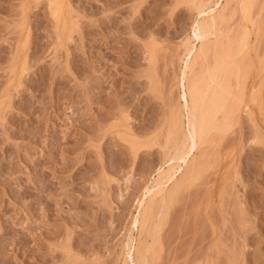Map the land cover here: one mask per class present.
<instances>
[{"label":"rangeland","instance_id":"374dc122","mask_svg":"<svg viewBox=\"0 0 264 264\" xmlns=\"http://www.w3.org/2000/svg\"><path fill=\"white\" fill-rule=\"evenodd\" d=\"M238 1L0 0V264H264V0ZM217 3L192 70L217 128L174 162Z\"/></svg>","mask_w":264,"mask_h":264},{"label":"bare ground","instance_id":"6f19581e","mask_svg":"<svg viewBox=\"0 0 264 264\" xmlns=\"http://www.w3.org/2000/svg\"><path fill=\"white\" fill-rule=\"evenodd\" d=\"M228 1H230V3H232L231 2V0H228ZM238 1V0H237ZM241 1V0H240ZM243 1V4H245L244 3V1H246V0H242ZM235 2V1H234ZM239 2V1H238ZM251 2V1H250ZM241 3V2H240ZM246 3H248V0L246 1ZM200 4V3H199ZM204 4V3H203ZM226 4H228L229 5V3L226 1ZM235 4H236V2H235ZM252 4V3H251ZM208 6V5H207ZM221 6V5H220ZM224 6H226V5H224ZM224 6H222V7H224ZM244 5H242V7H243ZM245 6H246V4H245ZM244 6V11L246 12V11H249V10H251V8L249 9V10H245V7ZM201 7V6H200ZM203 7H205V6H203ZM203 7H202V10H203ZM221 7V8H222ZM240 7V6H239ZM217 8H219V4L217 3V4H215L214 5V7L213 8H209V11H208V15H209V18H204V19H202V21L199 23L198 22V20H197V22H198V26H197V28H196V26H195V28L197 29V31L196 30H194V33L195 32H198L197 33V36H196V38H195V36H194V38H195V42H198L199 44L198 45H200V47H199V49H198V52H196V46H192L190 49H188V50H186V51H188L187 52V55L188 56H190V55H194V57H193V60H191L190 61V63H188L186 66H185V68H184V70L182 71V77H181V87H182V89H183V97H182V99H183V109H184V111L187 113L186 115H187V124H188V129H189V132L190 133H188V134H190L189 136H190V140H189V144L187 145V149H186V151L185 152H183L182 153V151H183V149L186 147L184 144H182L183 146H180L181 147V149H182V147H183V149H182V151H181V153H180V151H179V153H177V155L175 156V157H177V159L175 158V161H174V157H170L171 158V160H172V162L174 161V162H179V161H183V163L185 162V160H187V158L192 154V151L197 147V145H198V141H199V139L201 140V137L202 136H204V134H205V132L206 131H208V130H216V128H217V125H216V121H217V118H216V116H215V118L213 117V116H209L208 115V113L207 112H205V110L204 109H200L199 108V106H201V104L205 101V94L203 93V91H202V89L200 88V84H199V79L195 76V75H192V70H193V68L195 67V65H196V63H197V61H199L200 59H202L203 57L205 58V56H206V54H208L211 50L210 49H212V48H215L216 47V45L215 44H217V43H215V40H216V38H215V36H216V28H217V23L218 22H220L221 24L223 23L222 21L224 20V18L226 17V16H224V15H226V14H223L222 15V12H223V9H222V12H221V14H219V15H217ZM225 8V7H224ZM241 8V7H240ZM197 9V8H196ZM199 9V8H198ZM198 9H197V14H198ZM208 9V8H207ZM247 9V8H246ZM202 10L200 11L199 10V14L201 15V13H202ZM226 10V9H225ZM204 11V10H203ZM219 11V10H218ZM221 11V10H220ZM242 12H243V10H241ZM204 13V12H203ZM219 13V12H218ZM244 13V12H243ZM247 13V12H246ZM246 13H244V15H246ZM250 13V12H249ZM202 15H205V14H202ZM248 15V14H247ZM198 17H199V15H198ZM247 17V16H246ZM249 17V16H248ZM227 18V17H226ZM242 18V17H241ZM250 18V17H249ZM243 19V18H242ZM247 20V19H246ZM227 20H225V22H226ZM220 24V25H221ZM223 25V24H222ZM221 25V26H222ZM248 25V24H247ZM218 29H219V27H218ZM220 29H221V27H220ZM220 29L218 30V32L220 31ZM217 32V33H218ZM219 33H221V32H219ZM196 35V34H195ZM220 35V34H219ZM211 37H214L213 38V40H211L212 38ZM210 38V40L212 41V43H213V46H212V44H211V46L210 47H212V48H205L204 47V42L206 41V40H208ZM241 40L243 41V39L241 38ZM240 41V40H239ZM208 42H209V40H208ZM236 42H238V41H236ZM235 42V43H236ZM218 43H219V41H218ZM231 43H232V41H231ZM241 43V42H240ZM239 43V44H240ZM194 44V43H193ZM207 44V43H206ZM209 44V43H208ZM237 44V43H236ZM241 44H244V46H245V43H241ZM235 45V44H234ZM227 46V45H226ZM229 46H233L232 44L231 45H229ZM239 46V49H240V45H238ZM244 46H242V47H244ZM218 47V46H217ZM237 47V46H236ZM246 47V46H245ZM226 49H227V47H225ZM230 48V47H229ZM232 48V47H231ZM219 49H220V47H219ZM243 49V48H242ZM210 50V51H209ZM218 50V49H217ZM221 50H222V48H221ZM228 51V50H227ZM230 51V50H229ZM228 51V52H229ZM236 51H238V47H237V50ZM208 52V53H207ZM213 52V51H212ZM220 52V51H219ZM222 52V51H221ZM234 52H235V48H234ZM240 52V51H239ZM242 52V51H241ZM240 52V53H241ZM192 53H195V54H192ZM217 53V52H216ZM232 53V52H231ZM240 53H238V54H240ZM209 54H211V53H209ZM219 54V53H218ZM222 54H224V55H222V57L220 58V59H216V61H215V71H217L218 69H219V73H218V76H219V74H220V70L222 69H224L225 67H226V64H228V61H229V59H230V57H232V55L231 56H229V54L227 53V52H222ZM237 55V54H236ZM208 56V55H207ZM206 56V57H207ZM213 55L211 54V57H212ZM238 56V55H237ZM209 57V56H208ZM214 57H215V55H214ZM219 58V57H218ZM234 58V57H233ZM236 58V57H235ZM207 58H205V60H206ZM213 59V58H212ZM236 60V59H235ZM202 61V60H201ZM231 61H232V59H231ZM236 62V61H235ZM229 63H231V62H229ZM233 64V63H232ZM232 64H231V66H232ZM211 65H213V64H211ZM197 66V65H196ZM238 67V66H237ZM208 68H209V66H208ZM212 69H213V66L211 67ZM231 68V67H230ZM230 68H228V69H230ZM195 69V68H194ZM217 69V70H216ZM194 71V70H193ZM214 71V72H215ZM224 71V70H223ZM207 72V71H206ZM205 72V73H206ZM227 72V71H226ZM225 72V74L227 75V73ZM228 72H229V70H228ZM238 72V71H237ZM216 73V72H215ZM215 73H213L214 74V76H215ZM200 74V73H199ZM203 74H204V72H203ZM224 74V75H225ZM196 75H197V73H196ZM205 75V74H204ZM207 75V74H206ZM223 75V76H224ZM238 75V74H237ZM201 76V75H200ZM199 76V77H200ZM237 77V76H236ZM202 78H203V76H202ZM212 78H217V77H212ZM219 78V77H218ZM224 78V77H223ZM205 79H208V78H205ZM237 79V78H236ZM241 80V79H240ZM209 81V80H208ZM217 81L219 82V80L217 79ZM220 81H222V80H220ZM212 82H215L214 81V79H213V81ZM218 82H215L213 85H212V87L210 88V92L208 93V98H209V103L211 102V105L213 106L214 105V107L216 106H221L222 105V102L223 101H225V99H226V97L227 96H229L228 94L230 93L229 91V89H228V85L227 86H224V85H222V84H220V83H218ZM223 82V81H222ZM226 82V81H225ZM207 83V82H206ZM209 83H211V81L209 82ZM224 83V82H223ZM226 84H228V83H226ZM211 85V84H210ZM230 87V86H229ZM236 87V86H235ZM207 89H209V88H207ZM205 90V89H204ZM232 97V96H231ZM233 101V100H232ZM219 108V107H218ZM214 109V108H213ZM225 109V108H224ZM208 110V109H207ZM216 110V109H215ZM214 110V111H215ZM217 112H215V114H216ZM220 113H222V112H220ZM227 113V112H226ZM222 116H223V113H222ZM216 120V121H215ZM219 120V119H218ZM222 120V119H221ZM221 120H220V122H221ZM223 121V120H222ZM219 121H218V123H220ZM176 124L177 125H180V122L178 123V122H176ZM225 124V123H224ZM174 125V124H173ZM223 126V125H222ZM176 126L174 125V127L173 128H175ZM179 127V126H178ZM224 128H225V126H224ZM178 129V128H177ZM218 130V129H217ZM219 130H220V128H219ZM188 132V131H187ZM177 133V132H176ZM207 134V133H206ZM186 136H188V135H186ZM185 136V137H186ZM189 136L187 137L188 139H189ZM184 137V138H185ZM207 136L205 135V138H206ZM184 142L186 141V138H185V140H183ZM183 142V143H184ZM188 142V141H187ZM187 142H186V144H187ZM200 145V144H199ZM185 146V147H184ZM178 152V151H177ZM179 154H181V155H179ZM170 158H169V160H170ZM173 158V159H172ZM189 159V158H188ZM168 160V161H169ZM168 164V163H167ZM178 164V163H177ZM189 167V166H188ZM173 168H174V166H173ZM179 168L181 169V166H179ZM170 169H171V167H170ZM169 168H168V170H170ZM179 169V170H180ZM187 169V168H186ZM191 169V168H190ZM195 169V168H194ZM167 170V171H168ZM172 170V169H171ZM170 170V171H171ZM174 170V169H173ZM192 171V170H191ZM191 171H188L189 173H187V171H185V173L186 174H190V172ZM166 172V171H165ZM165 172H164V174H165ZM192 172H194V171H192ZM167 173V172H166ZM177 173H178V170L176 171V168H175V172H172V173H170V175L167 173V175H165L166 177L167 176H169L168 177V179L167 180H165V181H163V180H160V177H159V179L158 180H160V181H158V182H160V183H158L157 184V186H161V187H164L165 188V186L170 182V181H174V180H176V179H174L175 178V176L177 175ZM181 173V172H180ZM164 174H161L160 176H162V175H164ZM191 175V174H190ZM192 176V175H191ZM189 178H190V176H188ZM165 178V177H164ZM162 179V178H161ZM194 179V178H193ZM192 179V180H193ZM187 180L189 181L190 179H188L187 178ZM186 179H185V181L186 182H188ZM177 181V180H176ZM175 181V182H176ZM179 182V181H178ZM182 182H184V181H182ZM185 182V183H186ZM157 183V182H156ZM170 184V183H169ZM175 184H177V182L175 183ZM175 184H173V186L175 185ZM183 183H179V185H182ZM184 185V184H183ZM182 185V186H183ZM177 186V185H176ZM175 186V187H176ZM178 187V186H177ZM180 187V186H179ZM163 188V189H164ZM171 188H172V186H171ZM174 188V187H173ZM181 188V187H180ZM177 190H178V188H176ZM169 190H171L170 188H169ZM177 190H176V192H177ZM172 191H173V189H172ZM172 191H171V194H172ZM179 191V190H178ZM160 192V191H159ZM162 192V191H161ZM175 192V193H176ZM153 193V192H152ZM175 193H173L174 194V196H175ZM166 196H168V195H166ZM170 198V197H169ZM164 200H167V199H164ZM168 200H170V199H168ZM148 202H149V200H148ZM151 202V201H150ZM170 201H168L167 203H169ZM146 203V202H145ZM166 203V201H165V203H163V205L164 204H167ZM148 204V203H147ZM148 205H150V203L148 204ZM162 205V206H163ZM150 207V206H149ZM164 208H165V206H164ZM144 211H148V209L146 210V209H144ZM152 212H153V210H152ZM143 216H144V213H143ZM143 216H141V217H143ZM147 218V217H146ZM149 218H152L151 216L149 217ZM141 219V218H140ZM139 219V220H140ZM143 219V218H142ZM136 221H138V220H136ZM150 221V220H149ZM135 223H139V222H135ZM145 223H146V221H145ZM144 223V224H145ZM159 223V222H158ZM134 226V225H133ZM159 226V225H158ZM154 228V227H153ZM128 247V246H127ZM143 248V247H142ZM128 249V252H129V248H127ZM150 249V248H149ZM146 249H144V251H145ZM143 251V252H144ZM147 251H148V249H147ZM140 252H141V249H140ZM131 253V251L128 253V254H130ZM144 253H146V251L144 252ZM143 253V254H144ZM139 254V253H138ZM140 255V254H139ZM145 255V254H144ZM129 258V257H128ZM144 259H145V257H144ZM137 260V259H136ZM140 261V260H139ZM145 261V260H144ZM137 262V261H136ZM141 262V261H140ZM134 263V262H133ZM132 263V264H133ZM138 263V262H137ZM144 263V262H143ZM136 264V263H135ZM145 264H146V262H145Z\"/></svg>","mask_w":264,"mask_h":264}]
</instances>
